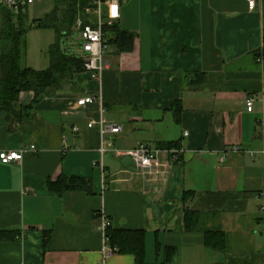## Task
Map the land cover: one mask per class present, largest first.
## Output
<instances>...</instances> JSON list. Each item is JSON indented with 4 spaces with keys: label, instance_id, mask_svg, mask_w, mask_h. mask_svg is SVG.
<instances>
[{
    "label": "crops",
    "instance_id": "1",
    "mask_svg": "<svg viewBox=\"0 0 264 264\" xmlns=\"http://www.w3.org/2000/svg\"><path fill=\"white\" fill-rule=\"evenodd\" d=\"M116 21L135 33L133 49L118 55L110 49L101 81L75 74L78 91L66 87L45 97L20 123L0 111V152H23L19 161H0V229L20 231V238L0 241V264H136L132 255L110 250L102 215L117 229L144 231L146 264H175L179 257L180 264H205L203 233L185 230V209L227 236L264 234V73L253 56L262 45L264 0L254 9L245 0H124ZM194 73L204 80L185 77ZM100 89L102 104L77 106ZM33 97L21 91L19 104ZM100 107L122 126L107 136L114 148L167 141L178 148L162 150L153 174L109 150L102 193L93 165L100 135L87 126L100 118ZM60 174L91 178L92 193L48 190L47 180ZM167 246L176 249L169 262Z\"/></svg>",
    "mask_w": 264,
    "mask_h": 264
},
{
    "label": "trees",
    "instance_id": "2",
    "mask_svg": "<svg viewBox=\"0 0 264 264\" xmlns=\"http://www.w3.org/2000/svg\"><path fill=\"white\" fill-rule=\"evenodd\" d=\"M94 11L95 5L92 0H55V7L51 13L43 18L34 19L31 25H27L26 6L20 7L15 12L0 4V111L4 112L8 119L20 123L32 117L36 103L45 97L53 96L66 87L71 90L78 89L79 84L74 81V75L84 71L83 58L79 54L61 48L60 39L73 31H78L75 26V20L78 17L83 26H94ZM30 26L54 31V42L47 51L48 66L44 69H34L22 64L28 43L26 34ZM102 30L114 55L132 51L134 32L122 29L117 21L110 24L105 22ZM253 56L261 62L264 73V30L262 45L254 51ZM187 76L192 83H200L204 80L202 73L185 75ZM26 90L34 93L33 100L26 105L19 104V94ZM172 105H174V113L177 116L181 110L179 102L174 101ZM157 147L161 150H171L178 148V143L160 142ZM170 157H175L173 161L175 164L181 162V157L177 153L171 154ZM47 188L58 195L70 190H81L91 194L92 180L84 176L60 174L47 180ZM188 195L184 194V198ZM184 228L187 231L202 232L206 248L213 251L227 250L226 233L222 229L203 224L201 213L185 209ZM49 237V231L45 230L44 244H47ZM104 237L106 242L114 247L115 252L132 255L136 264H146L143 230L117 229L109 221L104 227ZM18 238H20L19 230L0 229L1 242ZM164 252V261L169 262L176 249L173 246H167Z\"/></svg>",
    "mask_w": 264,
    "mask_h": 264
},
{
    "label": "built area",
    "instance_id": "3",
    "mask_svg": "<svg viewBox=\"0 0 264 264\" xmlns=\"http://www.w3.org/2000/svg\"><path fill=\"white\" fill-rule=\"evenodd\" d=\"M124 0H92V3L95 5L94 17L95 25H85L83 26L80 18H76L75 26L80 33L82 41V58H83V68L84 71L89 73L90 77L96 80L101 81L104 72L109 67V61L107 59V53L110 50L105 34L102 30V26L105 22L110 24L113 21H116L120 17V3ZM249 9H254L256 5V0H245ZM33 0H0V4L5 5L17 12L20 7L27 6L32 4ZM115 6V7H114ZM106 8V12H105ZM115 8V14H113V9ZM254 98L248 96L246 98L247 109L251 110L252 103ZM97 101L102 104V95L101 89L97 96H85L78 98L76 104L78 107H84L88 104ZM100 118L97 121L90 120L87 123L88 127L96 125L98 127L100 135V147L99 154L100 159L93 163V165L100 171V180H101V192L103 193L106 190L105 183V166L103 163L102 156L104 153L109 150L116 155H127L129 156L136 167L143 173L153 174L158 173L159 166L162 165V160L160 154L161 149L154 148L150 145H139L134 148L119 150L112 146V143L107 139V136L118 134L122 131V126L119 123L108 121L104 116V109L100 107ZM78 127L73 126L72 131H77ZM238 147H233L232 151H238ZM176 151H173V154H176ZM23 156L22 151H1L0 152V161L2 163H8L11 161H19ZM172 159V158H171ZM175 159V157H173ZM107 218L102 215V230L108 224ZM111 251L115 252L114 247H110Z\"/></svg>",
    "mask_w": 264,
    "mask_h": 264
},
{
    "label": "rangeland",
    "instance_id": "4",
    "mask_svg": "<svg viewBox=\"0 0 264 264\" xmlns=\"http://www.w3.org/2000/svg\"><path fill=\"white\" fill-rule=\"evenodd\" d=\"M54 7L55 0H33L32 4L26 6L27 25H31L34 19L45 17L54 10ZM26 39L28 43L22 64L34 69L46 68L49 62L47 51L54 42V31L30 26ZM60 46L81 55L82 41L80 33L73 31L67 36H62ZM232 234L227 236V250L213 251L208 248L205 249V264H217V261L223 264H264V234L254 237H243L239 232ZM224 258H230L231 261L226 262ZM178 260L175 264H180L182 257H179ZM209 261L211 262L209 263Z\"/></svg>",
    "mask_w": 264,
    "mask_h": 264
},
{
    "label": "snow or ice",
    "instance_id": "5",
    "mask_svg": "<svg viewBox=\"0 0 264 264\" xmlns=\"http://www.w3.org/2000/svg\"><path fill=\"white\" fill-rule=\"evenodd\" d=\"M113 14H115V8L113 9Z\"/></svg>",
    "mask_w": 264,
    "mask_h": 264
},
{
    "label": "clouds",
    "instance_id": "6",
    "mask_svg": "<svg viewBox=\"0 0 264 264\" xmlns=\"http://www.w3.org/2000/svg\"><path fill=\"white\" fill-rule=\"evenodd\" d=\"M115 7V6H114Z\"/></svg>",
    "mask_w": 264,
    "mask_h": 264
}]
</instances>
